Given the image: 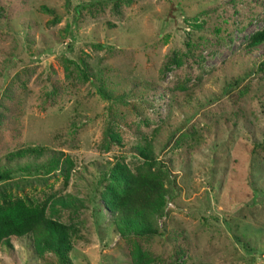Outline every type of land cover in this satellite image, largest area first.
<instances>
[{"label":"rangeland","instance_id":"rangeland-1","mask_svg":"<svg viewBox=\"0 0 264 264\" xmlns=\"http://www.w3.org/2000/svg\"><path fill=\"white\" fill-rule=\"evenodd\" d=\"M118 1L0 0V195L75 230L69 264H264V0ZM116 162L164 180L148 241L106 208ZM0 264L61 262L27 235Z\"/></svg>","mask_w":264,"mask_h":264},{"label":"trees","instance_id":"trees-1","mask_svg":"<svg viewBox=\"0 0 264 264\" xmlns=\"http://www.w3.org/2000/svg\"><path fill=\"white\" fill-rule=\"evenodd\" d=\"M118 2V0H114L113 5L116 6ZM89 4H82L79 8H85ZM261 42H264V30L255 33L250 39L249 44L255 46ZM75 67L77 68L79 77L83 81H87L88 78L85 71L77 64H75ZM258 69L264 72V52ZM98 92L103 98H111L100 89ZM41 150L27 148L18 151L15 156L22 158L25 154H39L38 152ZM136 153L145 160H150V152L144 148H137ZM39 166H35L34 169H38ZM41 167L46 168L48 171L51 168V164H43ZM18 170L25 169L18 168ZM13 172L15 170L1 169L0 182L9 179ZM99 180L100 182L109 180L121 187V193L112 195V201H109L106 207L110 211L114 226L121 236H132L148 241L158 234L154 218L161 212L166 194L162 177L151 173H138L134 175L125 165L116 162L108 170L101 172ZM0 196V245L8 246L11 238L31 235L36 247H39L43 243L45 245L55 243V250L61 264H69L66 253L70 248V232H75V230L68 225L58 223L49 218L45 211L46 202L36 205L32 204L31 200L26 197ZM65 199L67 197L55 198L56 201L63 205L65 204ZM72 205L74 206V202L71 198L68 206ZM139 258L142 260L143 257L139 255Z\"/></svg>","mask_w":264,"mask_h":264}]
</instances>
